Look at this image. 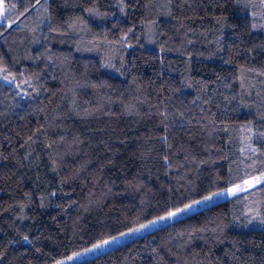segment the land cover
I'll list each match as a JSON object with an SVG mask.
<instances>
[{"label": "trees", "instance_id": "1", "mask_svg": "<svg viewBox=\"0 0 264 264\" xmlns=\"http://www.w3.org/2000/svg\"><path fill=\"white\" fill-rule=\"evenodd\" d=\"M0 4V264L264 172V0ZM73 264H264V184Z\"/></svg>", "mask_w": 264, "mask_h": 264}, {"label": "snow or ice", "instance_id": "2", "mask_svg": "<svg viewBox=\"0 0 264 264\" xmlns=\"http://www.w3.org/2000/svg\"><path fill=\"white\" fill-rule=\"evenodd\" d=\"M5 15L6 14H5V11L3 10V5L0 4V19L5 18ZM10 26H11V24H9V27ZM4 79L7 80L8 78L5 77ZM260 184H264V172H262L260 176L253 177L251 180H244L243 184H237L234 188L227 189L226 192L230 195H237L240 192L247 191L248 189H252L256 185H260ZM220 194L221 193H212L211 195L206 196L203 199L204 200H211L214 196L220 195ZM200 203H201V201L196 200V201H193L191 204H185L182 208H176L174 211H168L165 213V215L158 216L154 220H149L146 224H140L136 228H130L128 230V233H120V235L124 236V235H128L129 233H132V232H139L142 229L148 228L149 226L157 223L158 221H165V220L172 219V218L190 210L194 205H197ZM25 239H27V237H25ZM116 239H117V237H110L108 239L100 241L97 244H94L92 246V248L85 249L84 251L89 252V251H93L94 249L102 248L103 246L112 243ZM79 255H80V253H73L72 256H68V257H66V259L67 260H73L75 257H77ZM56 264H64V262L63 261H57Z\"/></svg>", "mask_w": 264, "mask_h": 264}, {"label": "rangeland", "instance_id": "3", "mask_svg": "<svg viewBox=\"0 0 264 264\" xmlns=\"http://www.w3.org/2000/svg\"><path fill=\"white\" fill-rule=\"evenodd\" d=\"M261 173H262V172H261ZM261 173L256 174V175H254V176H251V177H249V178H246V179H244V180H251L253 177L260 176ZM244 180L239 181V182H237V183H235V184H233V185H231V186H228V187H226V188H223V189H221V190H219V191H215V192H213V193H221V194H220V195H216V196H214L211 200H204L203 198L206 197V196L211 195L212 193H211V194H208V195H206V196H204V197H202V198L197 199V200L201 201L200 204L194 205L190 210H188V211H186V212H184V213H182V214H180V215H178V216H176V217H174V218H172V219H176V218L182 217V216H184V215H186V214H188V213H190V212H192V211H194V210L200 209V208H202V207H204V206H207V205H209V204H211V203H213V202H215V201H218V200L223 199V198H225V197H227V196H230V194H228V193L226 192V190L229 189V188H234L237 184H243V181H244ZM194 201H196V200H194ZM192 202H193V201H192ZM192 202L187 203V204H191ZM183 206H184V205H183ZM183 206H181V207H179V208H182ZM173 211H174V210H173ZM172 219L165 220V221H158L157 223H155V224L149 226L148 228L142 229V230L139 231V232H132V233H129L128 235H124V236L119 235V236H117V239H116L115 241H113L112 243H110V244H108V245L103 246L102 248L94 249L93 251H89V252H85L84 250L81 251V252H79L80 255L77 256V257H75L73 260H67L66 257H65V258L60 259V260H57V261H63L64 264H73V263L79 261V260L82 259V258H85V257H89V256H92V255H95L97 252H99V251H101V250H104V249H107V248L110 247L111 245H114V244L120 243V242H122V241L128 240V239H130V238H132V237H135V236H137V235H139V234H141V233H143V232H146V231H148V230H150V229H152V228H154V227H156V226H158V225L164 224V223H166V222H168V221H170V220H172ZM125 233H128V231L125 232ZM90 248H92V247H90ZM90 248H88V249H90ZM72 255H73V254H71V255H69V256H72ZM67 257H68V256H67ZM57 261H55V262H53V263H51V264H56Z\"/></svg>", "mask_w": 264, "mask_h": 264}]
</instances>
